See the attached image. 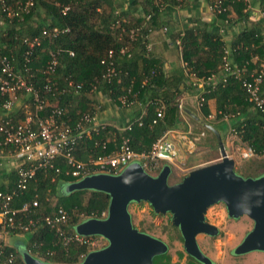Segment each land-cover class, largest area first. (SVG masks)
Returning <instances> with one entry per match:
<instances>
[{
    "label": "trees",
    "instance_id": "obj_1",
    "mask_svg": "<svg viewBox=\"0 0 264 264\" xmlns=\"http://www.w3.org/2000/svg\"><path fill=\"white\" fill-rule=\"evenodd\" d=\"M26 1L0 0V57L5 56L14 73L45 97L47 105L39 114L41 117L59 108L61 115L57 120L73 125L83 115L96 116L99 96L119 109H122L120 99L123 97L133 102L130 107L137 103L141 106L137 115L124 126L103 123L89 133H83L74 149L79 160L86 163L89 159L110 155L123 139L128 140V146L134 152L148 153L165 132L179 128L188 131L182 115L195 121L184 108H179L181 93L189 88L196 93L194 81H206L212 76L214 82L203 89L199 124L212 134L216 146L217 140L205 124L220 134L222 142L225 141L222 131L228 129L229 135L234 134L243 148L253 152V158L264 157V77L260 84L263 104L262 108H257L248 100L241 79L231 75L223 77L221 70L225 61L240 68L246 66L248 70L263 65L264 70L263 22L250 21L248 3L244 0H223L224 11H213L222 25L230 24L232 13L236 15L235 21L247 23L229 45L222 40L219 29L212 22L193 21L195 25L170 34L183 63L180 76L166 74L163 62L152 54L150 35L156 28L165 27L159 19L163 11L184 6L186 0H133L131 6L141 8L136 15L118 12L116 0H33V5L26 11L18 8ZM206 1L211 4L212 0ZM64 8H68L65 14L62 13ZM9 10L17 14L10 15ZM261 10L264 11V0ZM53 28L58 29L57 35L51 34ZM35 39L38 44L31 46ZM52 56L57 61L55 73L44 75ZM47 78L54 83L51 88L56 90L46 91ZM27 95L33 114L32 96ZM7 99L8 95L0 96V108ZM24 115L18 111V116L13 117L14 122L24 119ZM89 127L85 126V129ZM0 149L12 150V147L0 146ZM18 162L11 173L14 185L19 169L27 168L22 161ZM55 164L60 172L37 170L27 189L14 198L12 208L30 204L28 212L16 217L25 224L62 209L66 222L60 232L39 221L30 231L14 230L9 235L23 234L27 239L25 252L43 262L79 264L91 250L87 244L74 239L75 227L84 220L100 218L107 210L109 197L94 190L69 192L67 186L77 180L65 176L62 159ZM263 174L264 163L259 170L247 173L245 178ZM32 201H37L36 207L31 206ZM4 250L13 254V264H24L19 251L7 245ZM177 256L180 260L182 253ZM187 257L194 262L188 264H201ZM152 263L180 264L171 261L168 251L155 256Z\"/></svg>",
    "mask_w": 264,
    "mask_h": 264
},
{
    "label": "water",
    "instance_id": "obj_2",
    "mask_svg": "<svg viewBox=\"0 0 264 264\" xmlns=\"http://www.w3.org/2000/svg\"><path fill=\"white\" fill-rule=\"evenodd\" d=\"M205 127L217 140L219 161L190 171L178 183H168L167 165L151 176L134 162L117 175L93 174L67 186L69 192L94 190L109 197L104 219H87L75 227L80 236H99L107 241L105 247L90 251L79 264H153L155 256L168 251L162 240L133 227L128 206L140 202L147 203L155 214H170L184 252L201 264L213 263L201 252L196 237L218 234V228L205 221L208 208L218 203L225 206L229 218L246 216L253 223L233 254L264 252V174L256 178L237 175L220 134L209 124ZM22 259L24 264H50L27 252L22 253Z\"/></svg>",
    "mask_w": 264,
    "mask_h": 264
},
{
    "label": "built area",
    "instance_id": "obj_3",
    "mask_svg": "<svg viewBox=\"0 0 264 264\" xmlns=\"http://www.w3.org/2000/svg\"><path fill=\"white\" fill-rule=\"evenodd\" d=\"M222 1L212 0L211 4L208 3L209 10L217 13L224 11ZM244 1L246 3L249 2V0ZM32 5L33 0H27L24 5H18V8L26 11ZM67 11L68 8H64L62 13L65 14ZM9 12L10 15L17 14L12 13L10 10ZM260 15L264 27V11L261 10ZM58 33L57 28L51 30L53 35ZM43 34L45 35L46 31ZM34 43L38 44V40L35 39L30 45L32 46ZM176 44L178 45L179 41ZM56 66L57 61L52 56L44 71V75L54 74ZM221 70L224 74L223 77L231 75L240 78L242 86L248 95V100L255 107L262 108L263 99L260 96V84L264 77L263 65H259L258 69L248 70L246 66L240 68L236 64L225 61ZM46 82L47 92L57 89L55 87L51 88L54 83H50L49 78L46 79ZM213 82L214 76L206 81H194L196 91L198 90L196 93L198 108L203 102L202 93L205 85H210ZM68 86H72V84L68 83ZM19 91L32 96L34 113H29L24 121L14 122L13 118L9 116V112L12 110L16 93ZM5 95H8L9 99L1 104V108L5 113L0 117V135L2 136L0 146L12 147L13 156L22 161L23 164H26L27 168L19 169L18 180L14 188L6 192L0 190V264H13V254H7L4 250L9 232L14 230L21 232L30 231L39 224V221L60 232L61 226L66 222V215L62 209H59L56 214L46 216L41 220H29L26 224L16 218L19 213L28 212L30 204L24 203L20 208H12L13 200L19 192L27 189L29 181L35 176L37 170L51 169L58 173L60 169L56 167L55 162L58 159H62L65 165V176L79 181L93 174L117 175L126 166L136 162L140 164L147 174L156 176L162 169L163 163H172L180 157L179 142L175 140V135L171 131H167L152 144L148 153L134 152L129 148L128 140L123 139L115 152L110 155L89 159L86 163L79 160L74 155V149L78 141L81 140L83 133H89L90 130L96 129L102 124L97 123L96 116L91 117L87 114L83 115L73 125L59 122L57 120V117L61 115L59 108L53 110L50 115L41 117L39 114L47 105V100L33 88L32 84H29L22 76L14 73L9 60L3 56L0 57V96ZM120 102L122 108H128L133 105L132 101H128L124 97L120 99ZM179 108L182 110L181 104ZM158 117H160V114H158ZM85 126L90 127L85 129ZM188 134L189 130L184 134H179L177 137L181 140H186ZM230 135L234 136V134ZM253 156V152L250 149L244 150L242 154L245 159ZM31 206L36 207L37 201H32ZM106 215L107 210L101 213L100 218L96 219H104ZM74 239L91 246L93 245L94 236H80L75 232Z\"/></svg>",
    "mask_w": 264,
    "mask_h": 264
},
{
    "label": "rangeland",
    "instance_id": "obj_4",
    "mask_svg": "<svg viewBox=\"0 0 264 264\" xmlns=\"http://www.w3.org/2000/svg\"><path fill=\"white\" fill-rule=\"evenodd\" d=\"M24 93H16V97ZM16 99L13 102L15 103ZM99 106L98 113L96 114L97 123L103 124L105 121V97L99 96L97 100ZM13 108V107H12ZM117 110L118 108H113ZM190 125L189 134L186 140L182 141L179 147L186 151L187 144L185 141H190L194 145L192 151L184 152L187 158L179 157L172 163H163L161 167L167 165L170 167V174L168 183L170 185L178 183L183 176L187 175L190 171L205 165L215 162L211 161L212 157L219 155L218 146L210 132H208L200 124H194L188 119ZM234 138V137H233ZM175 140H177L175 136ZM229 147L226 146L225 150L227 156L234 160V171L237 175L245 177L250 171L259 170L260 166L264 163V157H252L243 159L241 156L246 148L237 143L238 141L226 140ZM224 144V142H223ZM217 162V161H216ZM207 163V164H204ZM202 164L191 168L193 165ZM55 200V198H54ZM128 211L131 215L133 227L137 230L151 235L155 238L162 240L168 246V254L172 262H179L180 264L194 263L187 257L183 249V242L180 239L179 230L171 223V216L160 215L153 213L152 208L145 202L131 203L128 206ZM206 219L209 223L218 228V234L215 236L198 235L196 241L201 252L207 256L213 264H264V253L253 251L242 255H234V248L239 245L244 236L251 230L253 223L247 217H240L237 220L231 219L227 216L225 206L222 203L215 204L208 208ZM107 245V241L102 237L96 236L93 239V245L88 248L91 251L99 250ZM178 253H182V258L178 259Z\"/></svg>",
    "mask_w": 264,
    "mask_h": 264
},
{
    "label": "crops",
    "instance_id": "obj_5",
    "mask_svg": "<svg viewBox=\"0 0 264 264\" xmlns=\"http://www.w3.org/2000/svg\"><path fill=\"white\" fill-rule=\"evenodd\" d=\"M132 1L133 0H116L115 5L117 11L121 13L131 12L135 13V15L138 14L141 8L138 6H131ZM261 1L262 0H249L248 10L250 13V21L262 20V17L260 15ZM230 18V24L222 25L218 22V19L215 17V14L209 10L208 3L206 0H186L184 6H179L172 10H165L159 15V19L165 27L156 28L154 32H152L150 35L152 54L163 62V67L168 76H180V74H182L183 72V63L181 61L179 49L175 46V44L172 43L170 34L183 31L184 29L190 27L192 24L195 25L193 21H200L202 24L212 22L214 23L215 28L219 29V34L221 35L222 40L225 42V44L229 45L234 36L241 32L247 25V23L243 21H235L236 15H234L233 13L230 15ZM164 28L166 31L164 30ZM197 92L198 90L196 91V93ZM196 93H194L190 88L186 91H183L181 93L182 95L180 98V102L182 108H184L185 110V113L188 116L192 117L195 121L193 123L199 124L201 121V112L200 109L197 107ZM28 99L29 97L27 94H23L21 96L16 97V101L13 105L12 110L9 112V115H13L12 118L17 117L18 111H22L25 114L24 119L19 118L17 121H24L27 118L28 114L31 113V104H28ZM105 106L107 109L105 111L107 115L105 116L104 124H113L116 127L124 126L129 119L137 115V113L141 110V106L138 103L127 109H119L116 105H113L108 102L107 99H105ZM113 108L118 109L115 110ZM4 113L5 112L0 108V116L4 115ZM209 118H212V115ZM182 119L187 124V127L190 128V125L188 123L189 118L187 116L182 115ZM169 131H171L176 136V141L179 142V145L181 146L183 140H181L177 136L179 134H184L187 131L183 128ZM222 132L225 138L224 147H229V143L227 144L226 142L227 139L234 141L237 140L235 137L233 138V136L229 135L228 129H225ZM237 143L242 146L239 141ZM185 144H187L186 151L191 153L193 149L192 146L194 147V145L189 140L185 141L184 145ZM186 151L181 148V158H187V155H185L186 153L184 154V152ZM216 161H219L218 156L212 157L211 161L208 162ZM18 163V159L13 156L11 150L0 149V189L2 191L6 192L8 190H11L15 186L13 184V176H11V173L16 169ZM201 165L202 164L193 165L191 168ZM26 241L27 239L23 234L9 235L6 238V245L9 247H13L17 251H19L22 256V253L25 252V245L27 243Z\"/></svg>",
    "mask_w": 264,
    "mask_h": 264
},
{
    "label": "flooded vegetation",
    "instance_id": "obj_6",
    "mask_svg": "<svg viewBox=\"0 0 264 264\" xmlns=\"http://www.w3.org/2000/svg\"><path fill=\"white\" fill-rule=\"evenodd\" d=\"M166 215H169V214H166ZM169 216H170V215H169ZM232 220H233V219H232ZM235 220H236V219H235ZM205 221L208 222L207 219H206V216H205ZM208 223H209V222H208ZM210 224H211V223H210ZM212 225H213V224H212ZM199 235H205V234H199ZM197 236H198V235H197ZM206 236H208V235H206ZM187 256H188V255H187Z\"/></svg>",
    "mask_w": 264,
    "mask_h": 264
}]
</instances>
